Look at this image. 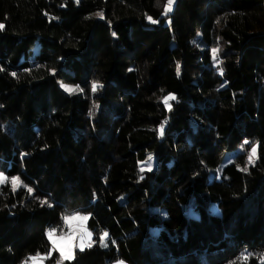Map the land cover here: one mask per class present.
Wrapping results in <instances>:
<instances>
[{
    "label": "trees",
    "instance_id": "trees-1",
    "mask_svg": "<svg viewBox=\"0 0 264 264\" xmlns=\"http://www.w3.org/2000/svg\"><path fill=\"white\" fill-rule=\"evenodd\" d=\"M165 3L0 0V264H264V0Z\"/></svg>",
    "mask_w": 264,
    "mask_h": 264
},
{
    "label": "snow or ice",
    "instance_id": "snow-or-ice-1",
    "mask_svg": "<svg viewBox=\"0 0 264 264\" xmlns=\"http://www.w3.org/2000/svg\"><path fill=\"white\" fill-rule=\"evenodd\" d=\"M174 3V0H167V3L164 5V12L163 15H167L172 10V5ZM102 15V13H100ZM148 19L152 23H156L157 21L152 20L151 17H148ZM3 25H0V28H2ZM217 53L218 49H213V59L214 61L219 64V60L217 59ZM177 72L179 74V65L177 66ZM15 75V74H13ZM65 87V90L68 92H74L79 91L80 89L78 86L76 88H72L69 86H63ZM101 85L98 83L92 84V91L95 92ZM175 96L169 94L168 96L163 98V102L166 107L169 109L171 108V105L169 101L174 100ZM95 107V106H94ZM91 114V113H90ZM160 134L163 135V125H161L160 128ZM247 143V142H245ZM256 156V148L253 147L252 151L249 154L248 162L253 163ZM144 166L141 165V171L143 172ZM151 170V157H149L148 162V169ZM244 171H247V168L243 169ZM10 183L12 186L13 191L16 190L17 187L21 185V181L19 177H11L10 179L8 177H5L3 173H0V184ZM27 191L29 193H32V188H28ZM41 203H46V201H41ZM89 219V216L82 215L79 212H75L72 214H65L62 216V220L64 221L65 226L68 227L69 231L64 232L61 230L60 234L57 235V229H50L47 231L46 236L51 244V249L49 250V253L47 256H41L40 253H37L35 257H29V260L32 261V264H44V261L48 259L49 256H51V253L53 251L58 250L60 252V259L57 260L56 264H64V261H71L74 259V249H79L80 251H83L86 247L90 248L93 246V244L96 242L93 240L92 233L87 230L86 227V221ZM76 221L77 224L73 225L70 222ZM108 238L109 234L104 231L99 236V243L102 247H107L108 244ZM113 243H115L113 241ZM248 255H251L250 253ZM243 260H247V255H242L241 257ZM260 258L262 261H264V253L260 254ZM117 264H123L122 261L117 262Z\"/></svg>",
    "mask_w": 264,
    "mask_h": 264
},
{
    "label": "rangeland",
    "instance_id": "rangeland-1",
    "mask_svg": "<svg viewBox=\"0 0 264 264\" xmlns=\"http://www.w3.org/2000/svg\"><path fill=\"white\" fill-rule=\"evenodd\" d=\"M174 2H175V0H174ZM166 3H167V0H166ZM165 3V4H166ZM173 5H174V3H173ZM173 5H172V8H173ZM164 12V11H163ZM168 18H166L165 20H167ZM214 49H216V48H214ZM212 59H213V51H212ZM213 61H214V59H213ZM214 63H216L215 61H214ZM61 86L63 87V86H69V87H72V88H75L76 86L75 85H71V84H67V83H61ZM64 89H65V87H63ZM91 89H92V85H91ZM253 147H255L256 148V144L254 143V144H252V146H251V148H250V151H249V153H248V156L247 157H249V154H250V152L252 151V148ZM256 157V156H255ZM227 159H228V156L226 155L225 156V158L222 160V162H221V164H223V163H225V161H227ZM148 162H149V159L146 161V162H144L143 163V166H144V168H148ZM152 163H153V159L151 158V166H152ZM248 164H249V162H248ZM1 173V172H0ZM4 174V173H3ZM4 176L5 177H7L5 174H4ZM12 177H17V176H12ZM9 179L11 178V177H8ZM75 213V212H74ZM70 214H72V213H70ZM69 214V215H70ZM80 214H82V215H86V214H84V213H80ZM71 224H73V225H75V224H77L78 222H76V221H72V222H70ZM86 227H87V225H86ZM48 230H50V229H48ZM47 230V231H48ZM61 230H63L64 232H68L69 231V229H68V227L67 226H65V224H64V221L62 220V227H61V229H59V230H57V235H59L60 234V232H61ZM87 230L90 232V230L87 228ZM47 231H46V233H47ZM50 243V242H49ZM51 244H50V249H51ZM76 249H74V251H75ZM56 253H57V257H56V262H57V260L58 259H60V252L58 251V250H56ZM41 255V254H40ZM36 255H33V256H31V257H35ZM41 256H44V255H41ZM119 261H122L123 262V264H128V263H126L125 261H123V260H120V259H117V260H113V261H111V262H108V263H106V264H117V262H119ZM26 264H32V261L31 260H29V259H27V261H26Z\"/></svg>",
    "mask_w": 264,
    "mask_h": 264
},
{
    "label": "built area",
    "instance_id": "built-area-1",
    "mask_svg": "<svg viewBox=\"0 0 264 264\" xmlns=\"http://www.w3.org/2000/svg\"><path fill=\"white\" fill-rule=\"evenodd\" d=\"M21 264H26V262H22Z\"/></svg>",
    "mask_w": 264,
    "mask_h": 264
}]
</instances>
